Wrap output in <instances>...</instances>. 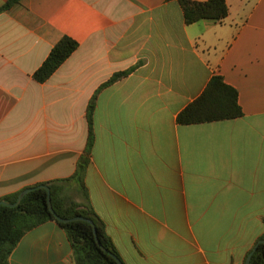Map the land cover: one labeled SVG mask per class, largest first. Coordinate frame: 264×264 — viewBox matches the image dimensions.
Segmentation results:
<instances>
[{
  "label": "crops",
  "instance_id": "obj_1",
  "mask_svg": "<svg viewBox=\"0 0 264 264\" xmlns=\"http://www.w3.org/2000/svg\"><path fill=\"white\" fill-rule=\"evenodd\" d=\"M226 1L227 18L193 24L177 0H20L1 13L0 202L60 181L124 264H245L264 234V0ZM66 36L78 49L38 82ZM216 75L243 117L180 124ZM81 165L84 187L66 181ZM9 264H74L73 248L48 221Z\"/></svg>",
  "mask_w": 264,
  "mask_h": 264
},
{
  "label": "trees",
  "instance_id": "obj_2",
  "mask_svg": "<svg viewBox=\"0 0 264 264\" xmlns=\"http://www.w3.org/2000/svg\"><path fill=\"white\" fill-rule=\"evenodd\" d=\"M177 1L183 9L187 24L201 20L222 21L229 15V6L226 0ZM19 2L20 0H9L0 6V14ZM78 47L79 43L71 37L62 38L34 73V79L40 83L46 82ZM92 110L93 103L89 106V117ZM243 115L244 111L239 103L238 90L226 83L222 76L216 75L210 80L202 95L188 105L178 115L177 120L182 125H191L234 120L243 117ZM83 174L84 166L81 165L80 169H77L75 174L66 181L77 180L84 187ZM60 184V181L47 184L51 188L52 205L55 212L62 218L82 216L92 219L97 226L101 244L119 256L97 215L90 208L65 200L62 197ZM19 195L20 192L8 196L4 200L14 203ZM48 221L57 222L66 231L73 248L74 264H118L99 246L91 224L84 221L62 223L54 217L49 209L48 193L43 188L28 193L17 207L0 206V264H9L11 254L24 235ZM259 240H264V234ZM250 264H264V244H260Z\"/></svg>",
  "mask_w": 264,
  "mask_h": 264
},
{
  "label": "water",
  "instance_id": "obj_3",
  "mask_svg": "<svg viewBox=\"0 0 264 264\" xmlns=\"http://www.w3.org/2000/svg\"><path fill=\"white\" fill-rule=\"evenodd\" d=\"M39 188H43L47 191L48 193V205H49V209L50 211L52 212V214L54 215V217L59 221V222H62V223H70V222H74V221H84V222H87L89 224H91L93 226V229H94V233H95V237L97 239V242L99 244V246L103 249V251H105L108 255H110L111 257H113L116 262L118 264H124L123 260L121 259V257H119L117 254L113 253L112 251L106 249L100 242L99 240V237H98V232H97V226L95 224V222L92 220V219H89V218H85V217H82V216H77V217H74V218H62L61 216H59L54 208H53V205H52V198H51V188L49 185H40V186H37V187H32V188H28V189H25L24 191H22L20 193V195L18 196L16 202L14 203H9L7 201H1L0 202V206H6V207H17L20 205L21 201L23 200V198L30 192L36 190V189H39ZM260 244H264V240H259L255 247L253 248V250L249 253L246 261H245V264H250L251 263V259L254 255V253L257 251L258 247L260 246Z\"/></svg>",
  "mask_w": 264,
  "mask_h": 264
}]
</instances>
